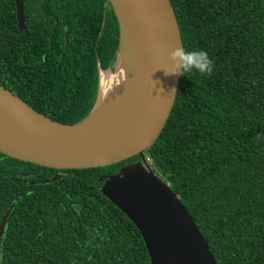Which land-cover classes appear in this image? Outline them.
Wrapping results in <instances>:
<instances>
[{
	"label": "trees",
	"instance_id": "trees-1",
	"mask_svg": "<svg viewBox=\"0 0 264 264\" xmlns=\"http://www.w3.org/2000/svg\"><path fill=\"white\" fill-rule=\"evenodd\" d=\"M106 3L45 0L47 12L38 14L66 23V46L61 39L53 52L31 38L42 20H29L33 28L21 33L15 0H0V84L54 121L86 118L97 101L99 69L113 72L118 56L119 26ZM170 3L183 47L206 51L213 68L180 76L169 118L146 156L216 264H264V0ZM137 160L56 170L0 153V222L15 204L0 264H150L140 232L100 191V178Z\"/></svg>",
	"mask_w": 264,
	"mask_h": 264
},
{
	"label": "water",
	"instance_id": "water-1",
	"mask_svg": "<svg viewBox=\"0 0 264 264\" xmlns=\"http://www.w3.org/2000/svg\"><path fill=\"white\" fill-rule=\"evenodd\" d=\"M107 2L119 26L116 64L122 59L134 85L97 111L103 72L99 69L93 110L69 125L38 113L0 84V153L56 170L108 167L138 156L117 174L100 178V191L140 232L150 264H216L179 196L146 160L169 118L179 86L180 76L165 74L169 52L183 46L174 9L170 0ZM15 6L19 29L26 30L23 0H15ZM14 205L0 222V241Z\"/></svg>",
	"mask_w": 264,
	"mask_h": 264
},
{
	"label": "flooded vegetation",
	"instance_id": "flooded-vegetation-1",
	"mask_svg": "<svg viewBox=\"0 0 264 264\" xmlns=\"http://www.w3.org/2000/svg\"><path fill=\"white\" fill-rule=\"evenodd\" d=\"M27 4L29 6L28 10L30 14L28 15V17H26L25 15L26 30L20 31L17 23L19 31L21 33L22 32L27 33L29 27L33 28V26H29L28 24L29 20L31 19L42 20L43 23L41 25H36V30H33L31 38L37 35L38 38L44 39V45H48L50 50H52L53 52L60 51L59 47H60L61 39H63V46L64 47L66 46V43L64 41L66 39V36L62 30L66 26V23L64 24L63 21H61L62 24H59V22L53 23V16H50L49 14H43V15L38 14L40 11L46 10L44 8L45 0H29ZM37 4L39 5L36 8ZM109 6L110 5H107L106 3L105 7H109ZM24 13H25V4H24ZM76 14H77V9H76ZM34 44L39 47L41 45V41L38 45L36 44V42Z\"/></svg>",
	"mask_w": 264,
	"mask_h": 264
},
{
	"label": "clouds",
	"instance_id": "clouds-1",
	"mask_svg": "<svg viewBox=\"0 0 264 264\" xmlns=\"http://www.w3.org/2000/svg\"><path fill=\"white\" fill-rule=\"evenodd\" d=\"M166 75L183 76L196 71L201 74L211 73L213 64L206 51L200 49H186L183 46L174 48L168 54Z\"/></svg>",
	"mask_w": 264,
	"mask_h": 264
},
{
	"label": "bare ground",
	"instance_id": "bare-ground-1",
	"mask_svg": "<svg viewBox=\"0 0 264 264\" xmlns=\"http://www.w3.org/2000/svg\"><path fill=\"white\" fill-rule=\"evenodd\" d=\"M123 54V52H122ZM122 59L115 73L106 71L101 72L100 94L96 110H102L108 107L117 99L121 98L126 91L134 85V79L131 72L124 67Z\"/></svg>",
	"mask_w": 264,
	"mask_h": 264
},
{
	"label": "built area",
	"instance_id": "built-area-1",
	"mask_svg": "<svg viewBox=\"0 0 264 264\" xmlns=\"http://www.w3.org/2000/svg\"><path fill=\"white\" fill-rule=\"evenodd\" d=\"M146 160L149 163V165L153 168V162H152V160L150 158H148L147 156H146Z\"/></svg>",
	"mask_w": 264,
	"mask_h": 264
},
{
	"label": "rangeland",
	"instance_id": "rangeland-1",
	"mask_svg": "<svg viewBox=\"0 0 264 264\" xmlns=\"http://www.w3.org/2000/svg\"><path fill=\"white\" fill-rule=\"evenodd\" d=\"M124 63V62H123ZM117 65H118V62H117V64L115 65V68H114V70H113V72H115V70H116V68H117ZM125 66H127L126 64H125ZM107 72H109L108 70L105 72V73H107ZM113 72H111V73H113ZM156 174V173H155Z\"/></svg>",
	"mask_w": 264,
	"mask_h": 264
}]
</instances>
